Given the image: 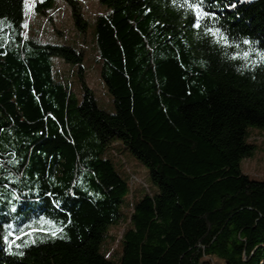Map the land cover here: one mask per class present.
Segmentation results:
<instances>
[{
	"label": "trees",
	"instance_id": "1",
	"mask_svg": "<svg viewBox=\"0 0 264 264\" xmlns=\"http://www.w3.org/2000/svg\"><path fill=\"white\" fill-rule=\"evenodd\" d=\"M66 1L84 32L80 0ZM99 2L112 8L96 44L113 113L86 79L84 47L30 38L25 0H0V264L264 263V179L241 169L249 126L264 128V0H205L232 47L204 31L211 22L194 27L183 0ZM117 142L158 191L142 181L135 201L139 179L105 156ZM118 223L116 263L100 247Z\"/></svg>",
	"mask_w": 264,
	"mask_h": 264
},
{
	"label": "rangeland",
	"instance_id": "2",
	"mask_svg": "<svg viewBox=\"0 0 264 264\" xmlns=\"http://www.w3.org/2000/svg\"><path fill=\"white\" fill-rule=\"evenodd\" d=\"M41 3L40 5L38 4ZM25 0V14L29 37L35 40L50 42L53 44L78 45L80 43L85 50V75L93 89L99 106L108 112H115V104L106 85L99 76L98 47L96 44V21L99 14H108L112 8L101 4L99 0H80L84 17L88 20L86 30L79 31L74 23L72 9L66 0ZM56 69L65 71V82L74 86L81 95V86L78 76L73 73V64L67 63L62 58L56 57ZM247 142L255 145L252 154L241 159V169L244 173L258 179H264V128L249 126ZM119 172L130 178L135 175L139 179L133 185L136 192L135 201L145 193L142 181L146 182L153 192L158 187L151 180L149 168L126 147L122 142L109 146L105 151ZM137 179V180H138ZM138 195V196H137ZM130 193L125 196L123 212L126 216L130 212ZM124 223L114 224L110 227L109 235L101 243V252L112 256V260L119 263L123 255L120 236ZM200 264H225L223 259L217 256H204ZM264 264V263H262Z\"/></svg>",
	"mask_w": 264,
	"mask_h": 264
},
{
	"label": "snow or ice",
	"instance_id": "3",
	"mask_svg": "<svg viewBox=\"0 0 264 264\" xmlns=\"http://www.w3.org/2000/svg\"><path fill=\"white\" fill-rule=\"evenodd\" d=\"M173 2L175 3V0H173ZM181 7L187 6L193 13V16L195 18L194 20V27H196L197 29L201 28V21L202 20H207L209 22H211V26H209V24H205L204 25V31L207 34H210L214 37V39L216 40L217 43H221L223 42V44L226 47H232V41L229 40L228 35L223 31L222 28L215 26L216 22H217V13L212 12L210 10L207 9V5L205 4V0H183V3L180 5ZM234 6V5H231ZM243 43L245 44H252L253 42L250 41L249 39H244ZM238 47V45L236 46ZM249 55V53H244L245 58H247ZM237 56H239V53L236 54V56H234L233 58H237ZM48 223H53L52 221H49ZM5 227H8L9 229H11V225H6ZM57 231H62V229H58ZM13 236H16L15 232L10 233ZM53 236L56 235V232H52L51 233ZM17 239H19V237H16ZM4 239L6 241H8L9 243V249L13 248V247H18L17 245H15L14 240H9V236L5 235ZM13 254H18L23 256V252H19V253H13Z\"/></svg>",
	"mask_w": 264,
	"mask_h": 264
},
{
	"label": "built area",
	"instance_id": "4",
	"mask_svg": "<svg viewBox=\"0 0 264 264\" xmlns=\"http://www.w3.org/2000/svg\"><path fill=\"white\" fill-rule=\"evenodd\" d=\"M135 180H137V178H135Z\"/></svg>",
	"mask_w": 264,
	"mask_h": 264
}]
</instances>
